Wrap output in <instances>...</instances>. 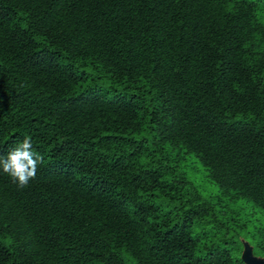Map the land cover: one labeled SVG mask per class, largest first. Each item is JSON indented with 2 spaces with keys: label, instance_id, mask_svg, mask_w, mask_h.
<instances>
[{
  "label": "trees",
  "instance_id": "16d2710c",
  "mask_svg": "<svg viewBox=\"0 0 264 264\" xmlns=\"http://www.w3.org/2000/svg\"><path fill=\"white\" fill-rule=\"evenodd\" d=\"M25 137L0 264L264 257V0H0V151Z\"/></svg>",
  "mask_w": 264,
  "mask_h": 264
},
{
  "label": "clouds",
  "instance_id": "9594fccd",
  "mask_svg": "<svg viewBox=\"0 0 264 264\" xmlns=\"http://www.w3.org/2000/svg\"><path fill=\"white\" fill-rule=\"evenodd\" d=\"M42 163L43 157L34 152L29 137H25L7 154L0 151V172L8 175L20 189L27 187L29 181L35 179Z\"/></svg>",
  "mask_w": 264,
  "mask_h": 264
},
{
  "label": "rangeland",
  "instance_id": "374dc122",
  "mask_svg": "<svg viewBox=\"0 0 264 264\" xmlns=\"http://www.w3.org/2000/svg\"><path fill=\"white\" fill-rule=\"evenodd\" d=\"M187 161H186V170L189 174L190 179L194 182V184L199 188L201 193L205 196H211L217 193L218 188L217 186L209 181L206 176H205V171L199 161L194 158L192 155H187ZM257 213L264 212L260 209H255L254 210ZM251 212V210H250ZM245 213L247 211L245 210ZM243 214H241L242 216ZM200 231H206L208 234V240L207 242H217L218 240V235L210 237V229L208 226H204L202 229H199ZM242 237H239V240H241Z\"/></svg>",
  "mask_w": 264,
  "mask_h": 264
},
{
  "label": "water",
  "instance_id": "95a60500",
  "mask_svg": "<svg viewBox=\"0 0 264 264\" xmlns=\"http://www.w3.org/2000/svg\"><path fill=\"white\" fill-rule=\"evenodd\" d=\"M240 259L244 264H264V257H258L252 254L251 247L247 242H242Z\"/></svg>",
  "mask_w": 264,
  "mask_h": 264
}]
</instances>
